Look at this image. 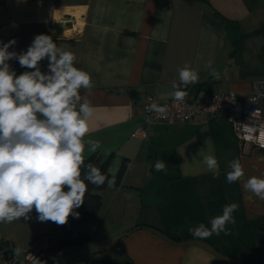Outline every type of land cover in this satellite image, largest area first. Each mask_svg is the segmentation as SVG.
Here are the masks:
<instances>
[{"label":"crops","instance_id":"1","mask_svg":"<svg viewBox=\"0 0 264 264\" xmlns=\"http://www.w3.org/2000/svg\"><path fill=\"white\" fill-rule=\"evenodd\" d=\"M58 21L69 26L59 30ZM39 34L73 52L74 65L91 75L92 90H81L94 109L84 139L100 142L101 160L110 155L111 177L123 160L126 167L119 182L99 191L100 207L82 228L88 240L50 248L51 223L39 221L33 209L28 220L0 223V254L13 250L25 264H88L93 257L244 264L253 243L261 242L264 251V201L243 187L248 178H264V150L243 153L225 115L148 124L141 107L145 94L172 98L186 62L199 75L184 89L193 99L217 90L251 92L264 79V0H0V46L15 39L9 51L26 52ZM7 63L17 76L33 70L15 59ZM39 67L47 72L48 60ZM259 103L264 114V95ZM137 128L144 136L134 134ZM206 140L219 162L218 178L202 163ZM90 154L86 144L84 157ZM236 159L244 176L228 183ZM157 160L166 163L164 171L155 170ZM231 203L239 208L229 235L199 239L189 233L201 223L210 227Z\"/></svg>","mask_w":264,"mask_h":264},{"label":"clouds","instance_id":"2","mask_svg":"<svg viewBox=\"0 0 264 264\" xmlns=\"http://www.w3.org/2000/svg\"><path fill=\"white\" fill-rule=\"evenodd\" d=\"M16 43L13 39L0 46V223L21 217L28 220L35 209L39 221L64 225L70 215L79 218L75 210L83 205L89 184L96 188L106 182L108 186L115 184L114 176L109 178L93 163H85L86 144L89 153L101 147L99 141L84 139L94 109L81 90H92V77L77 68L75 54L58 47L51 36L36 35L26 52L9 51ZM13 59L33 70L17 76L7 63ZM44 59L48 60L47 72L39 67ZM212 63L209 60L206 66L218 80L220 74ZM198 81L197 70L186 62L178 70V82L172 83L169 95L183 103L188 96L184 89ZM145 111L161 118L167 116V106L155 101ZM145 120L152 123L150 116ZM208 140L205 143L209 154L203 156L202 163L213 178H218L219 162L211 154ZM166 166L163 160L154 164L158 172ZM229 168L228 183L244 176L239 159L231 161ZM243 187L264 201V178H248ZM238 208L237 203L227 204L222 214L210 220V227L201 223L188 231L199 239L229 235L227 225L236 223L233 213Z\"/></svg>","mask_w":264,"mask_h":264},{"label":"built area","instance_id":"3","mask_svg":"<svg viewBox=\"0 0 264 264\" xmlns=\"http://www.w3.org/2000/svg\"><path fill=\"white\" fill-rule=\"evenodd\" d=\"M264 95V79H260L249 93H236L230 90H217L204 94L200 99L189 96L183 103L170 99H159L154 94H145L141 100L144 117H151L152 122L174 123L189 121L197 115H225L236 134L241 151L248 152L251 147L264 149V114L259 103ZM153 101L167 106V116L161 118L145 109ZM136 136H144L142 128L134 131ZM30 254H26L29 257ZM20 257L13 250L0 254V264H21Z\"/></svg>","mask_w":264,"mask_h":264},{"label":"trees","instance_id":"4","mask_svg":"<svg viewBox=\"0 0 264 264\" xmlns=\"http://www.w3.org/2000/svg\"><path fill=\"white\" fill-rule=\"evenodd\" d=\"M84 158L86 164L89 162L93 163L96 167L101 170L102 174L111 178V175L108 170L110 155L107 156L104 160H101L99 154L96 152L91 153L90 155ZM125 167L126 161L123 160L115 176L116 182H119L121 175L125 170ZM106 186L107 182L99 188H96L94 185L91 184L88 185V192H86L85 194L83 205L75 210L80 214L78 219L70 215L68 218V222L64 225H57L56 223L50 221L55 236V244L50 246V248H60L89 239V234L86 231H83L82 228L87 221L95 217L101 204L99 191L105 188ZM166 234L170 235L171 237H173L174 235L173 232H166ZM10 251L12 250L6 249L3 253L7 254ZM88 258H90V256ZM20 262L21 264H25L21 260ZM242 262L244 264H264V251L262 249L261 242L253 243L249 247L247 256L242 259Z\"/></svg>","mask_w":264,"mask_h":264},{"label":"water","instance_id":"5","mask_svg":"<svg viewBox=\"0 0 264 264\" xmlns=\"http://www.w3.org/2000/svg\"><path fill=\"white\" fill-rule=\"evenodd\" d=\"M54 26H58V29L61 30L62 28H67L69 26V23L58 21L55 23ZM88 264H132V263L128 261H117L108 258L93 257L89 259Z\"/></svg>","mask_w":264,"mask_h":264}]
</instances>
